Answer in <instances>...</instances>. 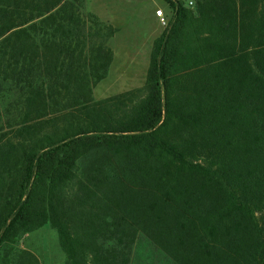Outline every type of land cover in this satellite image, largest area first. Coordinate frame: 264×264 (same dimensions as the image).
<instances>
[{
    "label": "trees",
    "instance_id": "1",
    "mask_svg": "<svg viewBox=\"0 0 264 264\" xmlns=\"http://www.w3.org/2000/svg\"><path fill=\"white\" fill-rule=\"evenodd\" d=\"M165 1L144 86L96 99L117 28L0 0V264L47 224L65 264H264V0Z\"/></svg>",
    "mask_w": 264,
    "mask_h": 264
},
{
    "label": "rangeland",
    "instance_id": "2",
    "mask_svg": "<svg viewBox=\"0 0 264 264\" xmlns=\"http://www.w3.org/2000/svg\"><path fill=\"white\" fill-rule=\"evenodd\" d=\"M140 2V0H125V2L116 0V10L125 14V20L127 21L124 24L117 22V26L122 27V31L118 33L117 43L130 42V45H134V47L125 48L117 45L114 47V62H112L108 76L95 85L94 95L96 99L108 98L125 91L140 88L146 82V73L153 46V42H149V39L155 34L157 24L152 19H147V21L144 19L148 17L147 15H150V8L155 6L152 3L146 4L143 2V4H140ZM158 2L165 7L166 11H169L170 8L166 1L158 0ZM96 6L97 1L90 0L88 2L89 9H92V7L95 9ZM189 6H194V4ZM141 7L145 9L142 10ZM163 16L166 24L162 23L161 18L160 20L158 19L159 25L157 29L166 27L172 17V11ZM134 27H141L146 29V31L135 35L131 33ZM136 54L137 57L132 59ZM13 246L12 255L19 250L32 252L38 258L39 264H65L66 262V255L60 246L58 233L49 224L23 236ZM139 255L140 259L147 258L141 249Z\"/></svg>",
    "mask_w": 264,
    "mask_h": 264
},
{
    "label": "crops",
    "instance_id": "3",
    "mask_svg": "<svg viewBox=\"0 0 264 264\" xmlns=\"http://www.w3.org/2000/svg\"><path fill=\"white\" fill-rule=\"evenodd\" d=\"M97 1V6L95 7V9L88 8V2H90V0H85V5H86V11L89 13H93L95 14L97 17H99L100 20H102L103 22L110 24L112 26H114L115 28H117L116 33L110 38L108 44L111 47V49L113 50V61L114 62V55H115V49L114 47L117 45L119 47H125V48H131L134 47V45H130V42L128 43H117L118 40V33L122 31V27L117 26V22L120 24H124V22H127L126 19V15L122 14L120 12H118V10H116L117 7V3L116 0H95V2ZM125 2V0H122ZM140 4L146 3V4H150L152 3L155 7H151L150 8V15H147L148 17H145V21H147V19H152L153 22H155L156 25V31L155 34L149 39V42H154V40L162 34V32L164 31V27L163 29H157L159 22L158 19L160 20V16H158L156 14V12L158 10H162L163 15L164 14H169L171 12V9H169V11L165 10V7H163L160 2H158V0H140ZM165 1V0H164ZM116 3V5H115ZM167 3V2H166ZM169 6V5H168ZM170 8V7H169ZM142 10H144L145 8L141 7ZM117 26V27H116ZM131 31V33L137 35V33H142L143 31H146V29H142L141 27L136 28L134 27ZM148 43V42H147ZM130 54V53H129ZM137 57V54L135 55L134 58L135 59ZM112 65V64H111Z\"/></svg>",
    "mask_w": 264,
    "mask_h": 264
},
{
    "label": "built area",
    "instance_id": "4",
    "mask_svg": "<svg viewBox=\"0 0 264 264\" xmlns=\"http://www.w3.org/2000/svg\"><path fill=\"white\" fill-rule=\"evenodd\" d=\"M193 4H194L193 0L188 1V5H193ZM156 14L161 17L162 23L166 24V20L165 17L163 16L162 10H158Z\"/></svg>",
    "mask_w": 264,
    "mask_h": 264
}]
</instances>
